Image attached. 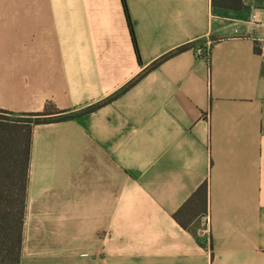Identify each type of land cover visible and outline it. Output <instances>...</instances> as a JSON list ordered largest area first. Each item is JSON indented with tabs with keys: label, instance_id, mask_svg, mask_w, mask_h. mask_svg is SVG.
Masks as SVG:
<instances>
[{
	"label": "crops",
	"instance_id": "1",
	"mask_svg": "<svg viewBox=\"0 0 264 264\" xmlns=\"http://www.w3.org/2000/svg\"><path fill=\"white\" fill-rule=\"evenodd\" d=\"M126 4L135 36L123 0H0V109L77 111L138 79L33 126L21 264H264V0ZM200 38L209 57L152 67Z\"/></svg>",
	"mask_w": 264,
	"mask_h": 264
},
{
	"label": "trees",
	"instance_id": "2",
	"mask_svg": "<svg viewBox=\"0 0 264 264\" xmlns=\"http://www.w3.org/2000/svg\"><path fill=\"white\" fill-rule=\"evenodd\" d=\"M123 3L134 35L133 23L126 0H123ZM213 3H216V0H213ZM190 49H193L198 56L209 57L211 45L208 44L206 38L197 39L165 55L156 61L152 67L157 66L162 60L174 53ZM199 49L202 50L201 53H198ZM137 80L125 86L109 99L77 111L61 110L52 103H48L43 111L35 113H16L0 109L1 112L13 115L11 118L0 117V264H21L32 156L33 126L76 119L117 98ZM20 116L30 117L23 118ZM207 210L208 188L207 185H203L175 214V217L186 228L188 224L183 220L182 216L189 214L191 211L195 214H207ZM197 241L203 247L211 246L209 238L206 236L197 235Z\"/></svg>",
	"mask_w": 264,
	"mask_h": 264
},
{
	"label": "built area",
	"instance_id": "3",
	"mask_svg": "<svg viewBox=\"0 0 264 264\" xmlns=\"http://www.w3.org/2000/svg\"><path fill=\"white\" fill-rule=\"evenodd\" d=\"M260 24L263 27V33L259 37L256 38V44H257L258 55L261 58V60L264 62V11H263L262 19L260 20ZM208 44L211 45V42H209ZM201 51L202 50L199 49L198 53H201ZM206 222L209 225V217L206 218ZM202 233H203V236H206L209 238L210 230L208 227Z\"/></svg>",
	"mask_w": 264,
	"mask_h": 264
},
{
	"label": "rangeland",
	"instance_id": "4",
	"mask_svg": "<svg viewBox=\"0 0 264 264\" xmlns=\"http://www.w3.org/2000/svg\"><path fill=\"white\" fill-rule=\"evenodd\" d=\"M11 116H13V115L0 111V117L11 118ZM20 117H23V116H20ZM28 117H30V116H24L23 118H28Z\"/></svg>",
	"mask_w": 264,
	"mask_h": 264
}]
</instances>
